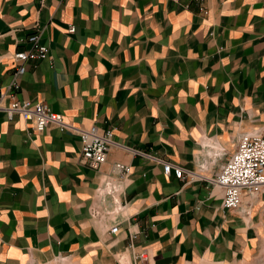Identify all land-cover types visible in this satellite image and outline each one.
Returning a JSON list of instances; mask_svg holds the SVG:
<instances>
[{
  "label": "crops",
  "instance_id": "0c3cea01",
  "mask_svg": "<svg viewBox=\"0 0 264 264\" xmlns=\"http://www.w3.org/2000/svg\"><path fill=\"white\" fill-rule=\"evenodd\" d=\"M36 33L49 56L16 76ZM15 79L117 145L91 167L76 133L0 112V264H264V190L226 210L212 184L264 136V0H0V86Z\"/></svg>",
  "mask_w": 264,
  "mask_h": 264
},
{
  "label": "built area",
  "instance_id": "2783aa9c",
  "mask_svg": "<svg viewBox=\"0 0 264 264\" xmlns=\"http://www.w3.org/2000/svg\"><path fill=\"white\" fill-rule=\"evenodd\" d=\"M68 32L74 33L75 28L70 27ZM28 42L31 45L29 50L17 52L14 55L16 61L22 62L17 68L16 76L25 74L27 62L46 60L49 56V48L41 43L38 33L30 35ZM16 79L7 88L0 86V112H3L9 120H13L15 116H21L25 121L31 123L33 129L39 133L44 132L52 125L62 131H72L79 135L82 141L81 158L86 164L98 167L106 162L110 148L117 145L112 131L101 130L96 126L90 129L76 127L65 121L63 115L53 112L44 103L17 99L18 82ZM7 100L9 103H6ZM237 148V151L212 180L213 185L219 186L223 190L222 206L226 210L240 207L244 194L257 196L264 190V136L245 134L240 139ZM144 155L163 163L165 174L168 175L171 171H175L178 179L187 178L185 169L164 162L156 156ZM114 169L122 177L131 172L129 166L121 163H117ZM112 232L116 233L117 229L114 228ZM139 259L146 262L148 260L147 253L140 254Z\"/></svg>",
  "mask_w": 264,
  "mask_h": 264
}]
</instances>
